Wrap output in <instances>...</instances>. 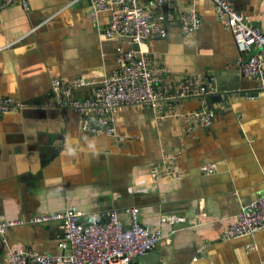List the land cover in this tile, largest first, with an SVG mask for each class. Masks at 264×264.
<instances>
[{
  "label": "crops",
  "instance_id": "1",
  "mask_svg": "<svg viewBox=\"0 0 264 264\" xmlns=\"http://www.w3.org/2000/svg\"><path fill=\"white\" fill-rule=\"evenodd\" d=\"M28 1L29 11L18 1L0 10V99L21 105L0 114V221H24L0 234V264H9L13 249L62 252L60 223L30 220L70 206L85 214L115 209L125 225L127 209L137 207L143 226L160 227L164 236L152 257L130 264H264V229L221 235L264 193V91L240 72L213 2L170 0L160 10L167 36L145 48L163 62L157 87L178 90L215 76L221 89L169 101L171 112L162 117L148 105L119 107L110 136L83 127L93 116L55 105L51 75L65 84L84 79L90 84L74 87L73 95L94 96L119 67L117 48L133 45L104 34L108 13H94L89 0ZM229 1L264 32V0ZM189 10L200 25L185 35L179 20ZM203 108L214 113L209 126L178 116ZM168 214L183 216L185 225L161 223Z\"/></svg>",
  "mask_w": 264,
  "mask_h": 264
},
{
  "label": "built area",
  "instance_id": "2",
  "mask_svg": "<svg viewBox=\"0 0 264 264\" xmlns=\"http://www.w3.org/2000/svg\"><path fill=\"white\" fill-rule=\"evenodd\" d=\"M15 1H18L25 11L30 10L28 0H0V10ZM211 1L215 6L216 18L232 35L239 54L237 61L240 72L246 77L258 79L264 91V32L249 23L247 16L235 9L229 0ZM169 2L170 0H90L94 13H108L104 34L108 37L125 38L128 44H137V49L117 48L116 59L119 67L101 81L94 96L73 95L74 87L90 84L84 79H79L74 84H65L58 76L51 75L50 85L55 105L71 108L83 116H93L95 121L92 125L83 124V127L92 133L115 136L112 114L119 107L148 105L162 117L167 111L171 112L169 101L215 91V76L209 77L204 84H200L198 80H190L178 90H171L166 86L157 87L164 71L163 62L153 61L148 57L145 42L151 38L167 36L165 17L160 10ZM179 25L185 35L195 32L200 25L197 12L189 10L181 14ZM20 107L21 105L12 98L0 99V114ZM178 116L200 126H209L214 113L211 109L203 108L180 113ZM203 168L211 170L207 166ZM138 211L137 207L127 209L130 218L128 225H125L115 209L105 213L85 214L75 206H70L61 211L35 216L30 221L60 223L63 230L60 243L62 252L43 254L13 249L8 253L9 264H130L137 256L157 248L164 236L160 227L143 226L138 220ZM23 222L0 221V234ZM161 223L177 228L185 225L186 220L183 216L168 214L162 216ZM262 229L264 193L245 204L235 215L234 221L223 229L221 235L226 238L252 236Z\"/></svg>",
  "mask_w": 264,
  "mask_h": 264
},
{
  "label": "water",
  "instance_id": "3",
  "mask_svg": "<svg viewBox=\"0 0 264 264\" xmlns=\"http://www.w3.org/2000/svg\"><path fill=\"white\" fill-rule=\"evenodd\" d=\"M89 2H90V0H89ZM166 6H167V3H165V4L162 6L164 10H165ZM133 48H134V49H137V44H133ZM218 79H219V77H217V81H218ZM219 84H220V81H218V82L216 83V89H217V87H218L219 89H221V86L219 87ZM220 85H221V84H220ZM218 91H220V90H218ZM153 252H155V249L149 251V252L146 253V254H143V255L137 256V259H138V260H143V259H146V258H151Z\"/></svg>",
  "mask_w": 264,
  "mask_h": 264
}]
</instances>
